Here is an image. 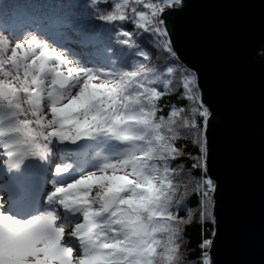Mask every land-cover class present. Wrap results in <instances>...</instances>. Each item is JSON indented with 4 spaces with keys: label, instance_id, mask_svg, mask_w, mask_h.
I'll return each instance as SVG.
<instances>
[{
    "label": "snow or ice",
    "instance_id": "snow-or-ice-1",
    "mask_svg": "<svg viewBox=\"0 0 264 264\" xmlns=\"http://www.w3.org/2000/svg\"><path fill=\"white\" fill-rule=\"evenodd\" d=\"M93 3L95 17L112 25L138 58L127 70L96 72L35 35L12 45L0 32V168L10 177L36 163L47 173L45 185L51 183L34 206L0 196V264H185L182 226L197 210L201 223L211 216L216 187L203 178L209 111L197 79L184 72L177 81L173 66L158 74L140 43L174 57L166 10L183 0ZM126 23L134 31H121ZM96 55L107 56V49ZM177 91L195 107L172 105L167 117L158 115L159 100ZM188 137L199 155L187 157L193 161L187 174L201 170L202 176L189 180L191 192L184 185L177 200L185 168L173 163L186 145L176 144ZM57 145L72 163L52 166ZM192 196L195 207L187 203ZM212 243L202 240L196 264H212Z\"/></svg>",
    "mask_w": 264,
    "mask_h": 264
},
{
    "label": "water",
    "instance_id": "water-1",
    "mask_svg": "<svg viewBox=\"0 0 264 264\" xmlns=\"http://www.w3.org/2000/svg\"><path fill=\"white\" fill-rule=\"evenodd\" d=\"M166 14L173 51L210 114V259L264 264V0H183Z\"/></svg>",
    "mask_w": 264,
    "mask_h": 264
},
{
    "label": "trees",
    "instance_id": "trees-1",
    "mask_svg": "<svg viewBox=\"0 0 264 264\" xmlns=\"http://www.w3.org/2000/svg\"><path fill=\"white\" fill-rule=\"evenodd\" d=\"M95 10L96 5L93 0H0V32L5 36L14 35V33L21 35L23 31L34 28L38 32L44 33L53 43L71 49L80 57V62L90 70L96 72L127 70L128 66L138 58L132 55L133 50L131 48L119 43L123 37L118 35L112 25L106 24L95 17ZM124 30L134 31L131 23L124 24L121 31ZM140 43L150 53L149 67L155 66L159 70L158 74L163 71V66H173L179 70L176 76L177 81L180 73L187 72L195 75L193 71L178 60L176 54L172 57L156 45L146 44L143 40ZM98 49H107V56H97ZM109 60H111V63H109ZM163 74L167 75L166 73ZM173 86H175V83ZM157 87L162 86L157 85ZM179 95L180 92L177 91L176 94L163 96L159 100L163 112L158 113V115L167 117L169 108L172 105L184 106L188 110L195 107L187 100H179L177 98ZM197 95L201 101L199 88ZM203 107L205 106L203 105ZM187 114L186 111L184 115ZM196 119L199 122L200 118L197 117ZM192 139L193 137L181 139L176 144L177 147L186 145L184 155L173 163V167H175L182 162L185 168V173L182 174L181 187L176 197L177 200L180 199L185 190L184 185H188V190L191 192L192 185L188 183L189 180L199 179L202 176L201 170H194L190 175L187 174L193 163L187 157L189 154L194 157L199 155L197 148L192 144ZM61 158L63 162H73L64 159L63 155H61ZM204 163L206 165V159ZM85 166L87 167V165ZM205 171L206 175L203 178L210 179L207 168H205ZM213 194L209 205L211 216L206 217L204 222L201 223V211L197 210L194 216L191 217L192 223L182 226L184 229V242L180 251L185 264H196L200 256L199 245L202 240L213 239L215 233ZM187 203L189 206L195 207L196 197L192 196ZM179 216L185 219L189 218L183 209L179 211ZM209 250L210 248L207 249L208 253Z\"/></svg>",
    "mask_w": 264,
    "mask_h": 264
},
{
    "label": "rangeland",
    "instance_id": "rangeland-1",
    "mask_svg": "<svg viewBox=\"0 0 264 264\" xmlns=\"http://www.w3.org/2000/svg\"><path fill=\"white\" fill-rule=\"evenodd\" d=\"M29 35H35V36H37L40 40L46 42L52 49H54V50H56L58 52L64 53L66 55V57L69 58V59H73V60H76V61H79L80 62V60H81L80 57L78 55H76L71 49H68V48H65L64 46H60V45H57L56 43H53L51 41V39L49 37H47L44 33H40V32H38L34 28H30V29H28L26 31H23L21 35L14 33V35L11 34V35H8L7 37L12 41V45H14V43L16 41V38H20L21 40H23L24 38L28 37ZM12 45H10V47ZM43 110L45 111V113H48V111H49V106H48V104L46 102L43 104ZM49 118H50V115H49ZM61 147L62 146H60V145H57V147H56V150H55L54 155L52 157V162H51L52 163V166H55L56 164L59 163L58 153H61L60 152V148ZM60 162H61V160H60ZM2 163H3V159L0 158V164H2ZM0 172H1L0 173L1 174L0 175V181L3 182V183L9 182V187L14 188V187H16V185H19V187H21L23 185L24 169L22 171H20V172L13 173L10 177L9 176H6L3 173L2 168H0ZM46 175H47V173H45V176L43 178V182L45 184H46ZM51 175L54 176L55 173H52ZM71 175L72 176H75V173H72ZM64 179L65 180L69 179V175L68 174H65L64 175ZM50 188H51V183H49L48 185H46V191H45V193L48 190H50ZM0 196L4 197L5 195L0 194ZM69 231H71V229H66V233L69 232ZM65 239H67V234L65 236Z\"/></svg>",
    "mask_w": 264,
    "mask_h": 264
},
{
    "label": "bare ground",
    "instance_id": "bare-ground-1",
    "mask_svg": "<svg viewBox=\"0 0 264 264\" xmlns=\"http://www.w3.org/2000/svg\"><path fill=\"white\" fill-rule=\"evenodd\" d=\"M1 173V172H0ZM1 175V174H0ZM42 190L44 191V186L43 184L41 185ZM0 192L3 193L7 199V197L10 198H15L17 200H21L23 202L24 198L23 195L26 196V202L24 204L27 205H36L40 202V200H38L39 194L36 193V191H26L25 188H23L22 190L20 189L19 185H16V187L11 188L9 187V182L3 183L0 181ZM8 192H11V194L9 195ZM67 234V233H66Z\"/></svg>",
    "mask_w": 264,
    "mask_h": 264
}]
</instances>
